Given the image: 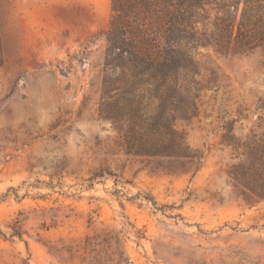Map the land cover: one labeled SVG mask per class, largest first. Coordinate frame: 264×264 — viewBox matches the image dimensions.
Instances as JSON below:
<instances>
[{
  "label": "rangeland",
  "instance_id": "obj_1",
  "mask_svg": "<svg viewBox=\"0 0 264 264\" xmlns=\"http://www.w3.org/2000/svg\"><path fill=\"white\" fill-rule=\"evenodd\" d=\"M111 14V0H0V264H110L81 249L100 229L123 264H264V201L236 198L218 144L222 121L243 134L259 116L260 53L198 51L208 89L176 129L202 158L181 174L126 155L98 117Z\"/></svg>",
  "mask_w": 264,
  "mask_h": 264
},
{
  "label": "trees",
  "instance_id": "obj_2",
  "mask_svg": "<svg viewBox=\"0 0 264 264\" xmlns=\"http://www.w3.org/2000/svg\"><path fill=\"white\" fill-rule=\"evenodd\" d=\"M111 12L98 117L110 124L126 155L164 160L188 174L185 166L202 157L176 123L196 117L199 95L208 89L199 80L196 55L200 49L259 52L264 70V0H111ZM256 110L258 118L243 134L236 133V120L222 121L218 141L229 153L233 193L247 206L264 201V96ZM12 230L11 237H19ZM81 249L105 263L128 260L113 230L87 236Z\"/></svg>",
  "mask_w": 264,
  "mask_h": 264
}]
</instances>
